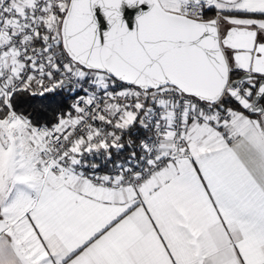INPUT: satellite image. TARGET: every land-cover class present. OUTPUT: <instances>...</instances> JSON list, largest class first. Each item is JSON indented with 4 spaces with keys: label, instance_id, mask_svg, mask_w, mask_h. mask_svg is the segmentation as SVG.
<instances>
[{
    "label": "snow or ice",
    "instance_id": "snow-or-ice-1",
    "mask_svg": "<svg viewBox=\"0 0 264 264\" xmlns=\"http://www.w3.org/2000/svg\"><path fill=\"white\" fill-rule=\"evenodd\" d=\"M0 264H264V0H0Z\"/></svg>",
    "mask_w": 264,
    "mask_h": 264
}]
</instances>
